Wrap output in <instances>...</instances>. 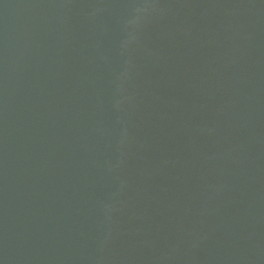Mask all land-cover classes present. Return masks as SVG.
I'll return each instance as SVG.
<instances>
[{
	"label": "water",
	"instance_id": "water-1",
	"mask_svg": "<svg viewBox=\"0 0 264 264\" xmlns=\"http://www.w3.org/2000/svg\"><path fill=\"white\" fill-rule=\"evenodd\" d=\"M0 264H264V0H0Z\"/></svg>",
	"mask_w": 264,
	"mask_h": 264
}]
</instances>
